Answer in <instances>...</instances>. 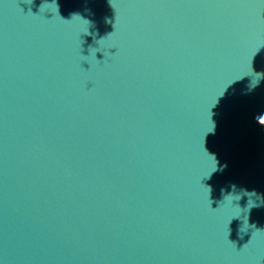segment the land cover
Segmentation results:
<instances>
[{"label":"water","instance_id":"obj_1","mask_svg":"<svg viewBox=\"0 0 264 264\" xmlns=\"http://www.w3.org/2000/svg\"><path fill=\"white\" fill-rule=\"evenodd\" d=\"M0 264H264V0H0Z\"/></svg>","mask_w":264,"mask_h":264}]
</instances>
